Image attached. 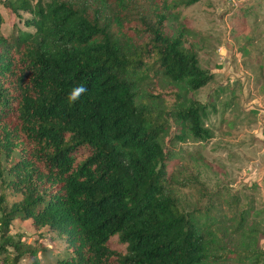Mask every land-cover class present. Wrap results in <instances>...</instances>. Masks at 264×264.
I'll return each instance as SVG.
<instances>
[{
	"label": "trees",
	"instance_id": "obj_1",
	"mask_svg": "<svg viewBox=\"0 0 264 264\" xmlns=\"http://www.w3.org/2000/svg\"><path fill=\"white\" fill-rule=\"evenodd\" d=\"M199 1L0 0V264L47 250L15 220L60 238L54 264H264V203L220 184L185 205L172 187L201 183L167 171L172 130L211 138L193 93L213 77L179 21Z\"/></svg>",
	"mask_w": 264,
	"mask_h": 264
},
{
	"label": "rangeland",
	"instance_id": "obj_2",
	"mask_svg": "<svg viewBox=\"0 0 264 264\" xmlns=\"http://www.w3.org/2000/svg\"><path fill=\"white\" fill-rule=\"evenodd\" d=\"M179 10L185 17L179 21L189 28L186 34L199 66L213 77L192 95L207 105L206 111L213 107L214 112H207L203 121L211 138L172 143L173 130L164 138L165 145L173 148L167 171L175 179L190 182L195 177L201 183L200 188L192 189L175 185L174 193L185 205L208 207L196 189L210 192L222 184L238 191L245 202L264 203V0H200ZM0 14V31L5 35L10 21L1 9ZM159 83L160 90L169 89L166 83ZM3 193L8 204L18 199L8 190ZM220 207L226 210L224 205ZM9 234L27 243L37 241L36 246L47 249L24 257L19 264L32 260L54 264L63 250L60 238L45 228L38 237L15 220Z\"/></svg>",
	"mask_w": 264,
	"mask_h": 264
},
{
	"label": "clouds",
	"instance_id": "obj_3",
	"mask_svg": "<svg viewBox=\"0 0 264 264\" xmlns=\"http://www.w3.org/2000/svg\"><path fill=\"white\" fill-rule=\"evenodd\" d=\"M87 91V88L83 85L74 87L67 96V101L69 104L76 103L80 97Z\"/></svg>",
	"mask_w": 264,
	"mask_h": 264
}]
</instances>
